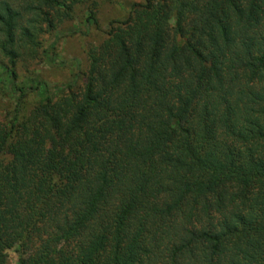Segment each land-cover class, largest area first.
Wrapping results in <instances>:
<instances>
[{"label":"trees","instance_id":"16d2710c","mask_svg":"<svg viewBox=\"0 0 264 264\" xmlns=\"http://www.w3.org/2000/svg\"><path fill=\"white\" fill-rule=\"evenodd\" d=\"M82 1L0 0V264H264V0H141L18 84Z\"/></svg>","mask_w":264,"mask_h":264},{"label":"rangeland","instance_id":"374dc122","mask_svg":"<svg viewBox=\"0 0 264 264\" xmlns=\"http://www.w3.org/2000/svg\"><path fill=\"white\" fill-rule=\"evenodd\" d=\"M140 1L83 0L76 4L72 18L59 23L51 34H44V41L36 55H30L23 48L19 50L20 56L15 66L17 83H32V79H39L51 89L68 84L80 86L87 68L89 49L104 39L109 22L125 18L132 4ZM90 10L95 12V24L87 20ZM53 42L54 50L48 53L42 51ZM7 61L0 49V64ZM13 102V96L0 84V120L10 115ZM7 259L8 264H18L15 248L8 250Z\"/></svg>","mask_w":264,"mask_h":264}]
</instances>
